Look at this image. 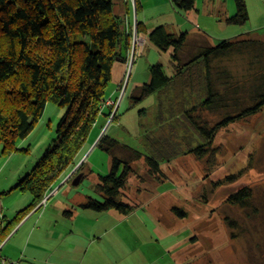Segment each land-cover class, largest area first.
<instances>
[{"label":"trees","instance_id":"trees-1","mask_svg":"<svg viewBox=\"0 0 264 264\" xmlns=\"http://www.w3.org/2000/svg\"><path fill=\"white\" fill-rule=\"evenodd\" d=\"M234 1L236 14L225 22L244 26L249 21L246 3ZM172 3L187 13L194 9L196 0ZM138 10L136 5L137 13ZM141 28L138 21L137 37L143 31ZM133 36V29L116 14L115 0H0L3 154L19 150L18 142L32 133L48 103L65 109L56 128L57 139L16 185V189L30 193L33 199L14 222L37 207L52 187L78 165L100 116L109 119L113 114V105L105 108L108 88L116 68L128 60ZM148 40L160 51L173 50V75H167L161 63L152 65L148 70L149 82L138 86L132 96L135 103L156 97L157 129H147L144 139L149 155L144 157L103 135L97 147L112 158L110 172L99 176L94 185L98 198L89 197L77 208L99 213L113 211L121 216L133 213L138 206L125 200V191L130 178L137 175L135 160L145 158L143 165L149 176L166 182L162 164L179 156H192L204 162L203 180H208L213 190L235 185L252 168L254 154L249 153L247 166L212 179L220 166L218 159L226 155L224 145L217 142L220 132L264 112V40L252 33L223 39L201 46L187 61L183 58L187 32L171 34L160 26L150 31ZM236 55L245 59L246 64L233 72L222 62ZM146 114L147 109L140 111V115ZM119 118L118 108L112 122ZM84 169L82 163L73 177L87 178ZM200 197L206 200L205 194ZM253 198V187L246 184L227 194L225 203L244 208ZM172 212L181 218L188 217V212L179 206H174ZM65 215L73 218L74 212L68 210ZM225 220L236 225L234 220Z\"/></svg>","mask_w":264,"mask_h":264},{"label":"crops","instance_id":"crops-1","mask_svg":"<svg viewBox=\"0 0 264 264\" xmlns=\"http://www.w3.org/2000/svg\"><path fill=\"white\" fill-rule=\"evenodd\" d=\"M244 1L248 9L249 21L254 12L259 19H264V0ZM136 5L139 8L138 13ZM150 6L157 8L156 14L148 13ZM236 11L234 0H196L194 9L187 13L177 9L172 0H135L134 4L130 0H115V12L125 19L128 28L135 29L137 34L136 24L138 21L142 24L143 31L140 35H143V43L149 41L150 31L158 25L164 26L167 31L171 30L168 31L171 34L187 32L188 44L183 53V58L186 60L201 46L214 45L218 40H223L224 38L218 36L221 35L220 30L225 27H238L233 28L231 34H234V37L231 38L246 33L255 34L254 31L264 27V25L254 27L249 22L248 27L227 24L225 20L234 16ZM155 19L160 20V23H156ZM118 69L121 78L110 92L109 99L112 100H116L125 73L123 67ZM127 90L128 87L126 93ZM108 106L110 105L107 104L105 108ZM102 119L106 120L103 115L100 116L94 128L101 126L103 130L102 126L105 123L102 124ZM103 135V131L99 133L91 147H97ZM1 152L0 255L2 257L17 261L19 264H204L202 255L194 253L187 246V239H183L180 231H174L179 221L172 212L174 205L172 206L165 199L166 191H156L150 194L149 198H143L142 188L137 185L136 192L129 195L126 193V199L124 198L138 206L128 216H121L113 211L99 213L77 208L90 197L82 190L74 191L69 187V185L75 187L73 181L76 176L73 175L79 168L77 166L84 163V172L88 174L94 185L101 176L95 172L94 164L88 159L83 161L81 159L74 173L71 171L52 187L46 194L48 198L45 204L42 205L41 202L20 221L14 222L17 214L28 207L33 199L30 193L16 189L17 183L30 172L31 167L29 164L21 163L14 170L4 173L9 165L17 162L18 151L5 155L2 148ZM109 166L111 169V157ZM83 181L84 179L81 178L80 184ZM131 184L130 181V186ZM9 195L15 196L13 203L5 201L4 197ZM68 210L74 212L73 218L65 215V211ZM146 214L153 220L145 217ZM198 243L199 236L191 238L192 248Z\"/></svg>","mask_w":264,"mask_h":264},{"label":"rangeland","instance_id":"rangeland-1","mask_svg":"<svg viewBox=\"0 0 264 264\" xmlns=\"http://www.w3.org/2000/svg\"><path fill=\"white\" fill-rule=\"evenodd\" d=\"M130 1L132 4L135 2V0ZM149 8V14H156V7L150 6ZM155 20L156 23H160V20ZM248 22L254 27L264 25V19H259L255 12L251 21ZM249 23L246 24V27L250 26ZM233 28L238 27L229 26L221 29L219 32L221 35L218 37L224 39L225 37L228 39L234 37V34H231ZM168 31L171 32V30ZM134 33L135 29L133 30ZM254 33L256 34H254L255 37L264 40V27L254 31ZM172 53V49L167 52L160 51L150 41L143 43V35L137 37L135 34L133 36L128 60L122 66L125 69L123 80L113 104L114 113L120 107V118L112 122L114 115L110 119L104 117L106 120L102 119L101 121L102 124L105 123L102 126L103 130H101V126L92 130L91 136L81 153L82 160L88 159L94 164L96 173L106 176L110 172L109 153L100 147H91L94 138L102 131L104 135L114 137L115 140L118 139L117 141L137 150L144 157L149 155L144 139L147 129H157L155 126L156 97L150 96L135 103L132 96L137 91L138 86L149 82L148 70L152 65L161 63L167 75H173ZM184 61L187 60L184 59ZM222 64L230 71L236 72L242 70L246 61L236 55L226 59ZM120 78L121 72L116 68L113 81L108 88L107 97ZM127 80V93L126 91L121 93ZM143 109H147L145 116L140 115V111ZM64 112L65 109L53 103L47 104L43 116L32 133L25 140L18 142L19 150L17 153L14 152L18 156L17 162L9 165L4 173L14 170L21 163L23 165L29 164L31 167L29 170L35 167L49 150L53 141L57 139L56 128ZM22 141L24 142L22 143ZM217 142L224 145L223 150L226 151V155L224 158L218 159L220 166L212 179L217 180L222 175L236 172L240 167L247 166L249 153L254 154L251 170L235 185L223 186L213 190L211 183L208 180H203L206 176L204 162L185 155L175 158L170 163L162 164L166 182L149 176V172L143 165L145 158L140 161L135 160L138 161L136 162V164L138 163L136 166L137 175L130 178L132 184L125 192L129 195L136 192L138 186H141L143 198H149L150 194L152 195L156 191H166L165 199L167 202L188 212V217L185 218L175 215L179 224L174 231H180L183 239H187V246L194 253L202 255L204 264H264V112L251 118L248 122L236 123L221 131ZM1 149L2 145H0V156L2 154ZM77 167L72 170L73 173ZM246 184H251L254 192L253 201L249 206L241 208L225 203L227 194ZM69 187L74 191L82 190L87 196L97 197L94 184L89 177L85 178L79 186L69 185ZM201 194L206 195L205 201L200 197ZM4 199L6 202L13 203L15 196L9 195ZM145 217L153 220L148 214ZM226 218L229 222L236 221V225L228 224ZM197 236H199L197 248H192L191 238Z\"/></svg>","mask_w":264,"mask_h":264},{"label":"built area","instance_id":"built-area-1","mask_svg":"<svg viewBox=\"0 0 264 264\" xmlns=\"http://www.w3.org/2000/svg\"><path fill=\"white\" fill-rule=\"evenodd\" d=\"M127 82H128V80L125 82V85H124V88H123L122 93H124V91H125V87H126ZM107 103H108L109 105H113V104H114V101L110 100V101H108ZM115 105H117V104H115ZM113 115H114V113L112 114V116H113ZM46 200H47V198H44V200H43V204L46 203ZM43 204H42V205H43ZM0 264H19V262H17V261H13V260H9V259L4 258V257H2V256L0 255Z\"/></svg>","mask_w":264,"mask_h":264},{"label":"water","instance_id":"water-1","mask_svg":"<svg viewBox=\"0 0 264 264\" xmlns=\"http://www.w3.org/2000/svg\"><path fill=\"white\" fill-rule=\"evenodd\" d=\"M83 160H84V159H83ZM83 160H82V161H83ZM81 178H82L81 175L76 176V178H75L74 181H73V185H74V186H78V185L80 184V182H81Z\"/></svg>","mask_w":264,"mask_h":264},{"label":"bare ground","instance_id":"bare-ground-1","mask_svg":"<svg viewBox=\"0 0 264 264\" xmlns=\"http://www.w3.org/2000/svg\"><path fill=\"white\" fill-rule=\"evenodd\" d=\"M134 35H135V33H134ZM136 35H137V34H136ZM127 85H128V82H127L126 86H127ZM123 88H124V87H123ZM126 89H127V88L125 87V91H126ZM121 93H122V92H121ZM110 100H112V99H109L108 101H110ZM108 101H107V102H108ZM112 101H114V100H112ZM106 104H108V103H106ZM108 105H109V104H108ZM111 106H112V105H111ZM113 113H114V112H113ZM114 114H115V113H114ZM111 117H112V115H111ZM111 117H110V118H111ZM110 118H109V119H110ZM45 198H48V195H46ZM42 204H43V201H42Z\"/></svg>","mask_w":264,"mask_h":264}]
</instances>
